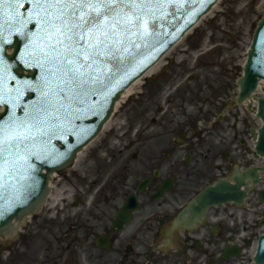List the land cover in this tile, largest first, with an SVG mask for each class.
I'll return each mask as SVG.
<instances>
[{
	"label": "flooded vegetation",
	"instance_id": "af4514ba",
	"mask_svg": "<svg viewBox=\"0 0 264 264\" xmlns=\"http://www.w3.org/2000/svg\"><path fill=\"white\" fill-rule=\"evenodd\" d=\"M155 100L124 108L127 134L117 153L103 154L108 135L79 173L55 181L54 202L23 226L8 264H225L220 243L240 229L233 217L231 229L206 222L193 231L173 227L202 174V156ZM129 197L138 207L127 221L117 220Z\"/></svg>",
	"mask_w": 264,
	"mask_h": 264
},
{
	"label": "snow or ice",
	"instance_id": "6c2138e0",
	"mask_svg": "<svg viewBox=\"0 0 264 264\" xmlns=\"http://www.w3.org/2000/svg\"><path fill=\"white\" fill-rule=\"evenodd\" d=\"M161 3L163 0H11L12 18L0 24V69L7 71L16 66L13 62H18L34 72L33 79L21 80L18 87L13 85L8 91L4 90L0 75V112L7 114L12 105L25 112L22 118L13 113L7 121L0 116V153L7 151L18 158L19 152L15 150L26 146L30 139L35 140L31 136L33 131L41 130V136L63 131L51 115L60 112L63 101L94 95L114 81L122 87L126 81H117L116 77L138 55L133 51L140 47L136 40L153 26L150 18ZM17 7H24L25 11L17 14ZM29 10L35 14V20L25 15ZM30 24L37 32H32ZM13 28H18L17 41L4 35L5 30L11 35ZM15 80L12 76L11 81ZM116 90L112 87L108 96ZM30 93L38 99L26 109L20 101L27 103ZM8 163L11 175L15 161ZM16 192L0 205V220L24 202L23 193L19 189Z\"/></svg>",
	"mask_w": 264,
	"mask_h": 264
},
{
	"label": "water",
	"instance_id": "95a60500",
	"mask_svg": "<svg viewBox=\"0 0 264 264\" xmlns=\"http://www.w3.org/2000/svg\"><path fill=\"white\" fill-rule=\"evenodd\" d=\"M218 0H163V3L155 10L153 26L148 29V33L136 40L140 45L134 60H130L124 66V72L116 77V80L126 81L122 87L116 81L105 90L98 91L94 95L88 94L81 96L76 101H63L64 107L60 112H53L51 115L56 119L57 127L63 131L55 135L45 133L41 136V130H35L31 136L35 140H29L26 146H21L15 151L19 152V157L10 156L9 152L0 153V205L5 204L14 197L19 189L24 196V202L18 205L4 220H0V238L11 236L16 225L20 224L25 216L34 214L40 209L48 194L47 185L52 173H60L72 165L75 154L89 141H91L100 131L102 125L111 114L114 103L119 95L128 86L140 78L163 56L176 42H178L186 32H188L197 21L207 14ZM11 0L0 3V24L6 19L12 18V8L9 6ZM13 7L15 5L13 4ZM29 9L31 6H28ZM25 11L24 7H17L16 12ZM26 16H31L33 20L36 16L33 12L26 11ZM32 32H37V28L28 25ZM18 28L11 29V35L7 30L4 35L7 38L17 41L15 33ZM135 40L136 38L133 37ZM23 54V47L21 52ZM15 67L4 71L0 69L3 76L4 90L8 91L15 86H19L21 80L33 79L34 70L26 68L23 64L13 62ZM126 73V75L124 74ZM36 70V75H38ZM15 76L16 80L11 81ZM259 80L264 81V18L257 26L253 35L252 45L247 55V63L244 68V77L238 80L240 88L237 102L250 97ZM112 87L117 90L110 96L108 92ZM264 93V87L262 89ZM108 97L107 100L105 97ZM38 99L36 94H28L25 101H20L26 109H30L31 104ZM69 105L71 110H69ZM103 109V110H101ZM23 117L25 112L12 105L4 114L0 112L4 121H7L12 114ZM67 113V118H65ZM256 117L261 120V128L258 129L255 151L264 157V99H258V110ZM69 120L71 123L69 124ZM50 131V130H49ZM15 161V168L9 175L10 164L8 161ZM249 174L236 175L232 177L233 185L225 181H218L216 185L206 188L190 204L188 210L192 219L199 218L208 208L233 202L242 203L245 193L240 192V188H249V185L257 183L256 175L253 171ZM246 176L252 178L250 184L244 181ZM261 199L264 198V191L260 193ZM255 263L264 264V237L260 238L257 254L254 258Z\"/></svg>",
	"mask_w": 264,
	"mask_h": 264
},
{
	"label": "rangeland",
	"instance_id": "374dc122",
	"mask_svg": "<svg viewBox=\"0 0 264 264\" xmlns=\"http://www.w3.org/2000/svg\"><path fill=\"white\" fill-rule=\"evenodd\" d=\"M263 14L264 0H221L212 13L201 20L196 29L170 52L157 72L141 82L137 91L140 93L144 84L156 89L169 76L183 74V80L184 76H190V86L178 90L177 101L185 102L184 107L193 116L191 123L204 134L216 116L223 115L226 109L219 106L213 108L211 104L214 101L224 104L236 92L234 80L241 72L242 55L255 23ZM201 47L205 48V54L195 59L193 54ZM225 85H229L227 92L224 90ZM224 127L225 124L215 123L216 130ZM207 147L212 152L210 157L219 148L211 145ZM207 147L202 145L200 151L203 153ZM213 159L218 160V156Z\"/></svg>",
	"mask_w": 264,
	"mask_h": 264
},
{
	"label": "bare ground",
	"instance_id": "6f19581e",
	"mask_svg": "<svg viewBox=\"0 0 264 264\" xmlns=\"http://www.w3.org/2000/svg\"><path fill=\"white\" fill-rule=\"evenodd\" d=\"M161 65V61L155 66L153 67L151 70H149L144 78L150 77L151 75L155 74L159 68V66ZM140 82H136L133 86H131L126 92H124L121 97H120V101L118 102L116 108L128 97L132 96L135 92L137 87L139 86Z\"/></svg>",
	"mask_w": 264,
	"mask_h": 264
}]
</instances>
